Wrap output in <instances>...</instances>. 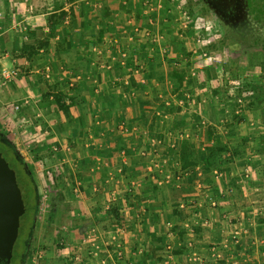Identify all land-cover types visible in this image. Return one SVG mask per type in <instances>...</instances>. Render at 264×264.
Masks as SVG:
<instances>
[{
	"label": "crops",
	"instance_id": "obj_1",
	"mask_svg": "<svg viewBox=\"0 0 264 264\" xmlns=\"http://www.w3.org/2000/svg\"><path fill=\"white\" fill-rule=\"evenodd\" d=\"M187 13L0 0V133L49 182L34 264H264V169L228 150L254 122L228 121Z\"/></svg>",
	"mask_w": 264,
	"mask_h": 264
},
{
	"label": "rangeland",
	"instance_id": "obj_2",
	"mask_svg": "<svg viewBox=\"0 0 264 264\" xmlns=\"http://www.w3.org/2000/svg\"><path fill=\"white\" fill-rule=\"evenodd\" d=\"M175 1L188 12L186 22L189 34H194L197 40L201 39L202 46L213 53L212 57L218 63L214 73L219 80L215 86L224 93L219 95V103L224 101L232 111L228 114V121L254 122L253 126L244 128L245 134L238 133L237 142L231 146V150L242 151V154L256 153L253 155L257 158L255 163H259L256 166L264 169V0ZM49 34L50 31L45 39H48ZM245 88L250 91H244ZM233 91L243 95L242 107L236 104V99H232ZM31 174L39 201L22 264L38 262L56 242L51 230L43 236L37 234L41 204L44 203L43 188L49 183L48 176L43 177L45 182L42 185L35 170H31ZM23 234L25 238L26 233L21 229L16 244ZM58 245L63 247L59 242Z\"/></svg>",
	"mask_w": 264,
	"mask_h": 264
},
{
	"label": "trees",
	"instance_id": "obj_3",
	"mask_svg": "<svg viewBox=\"0 0 264 264\" xmlns=\"http://www.w3.org/2000/svg\"><path fill=\"white\" fill-rule=\"evenodd\" d=\"M57 102L61 109L67 111L68 108L57 98ZM230 147H221L219 151H225ZM231 150V149H228ZM234 150L236 151L234 153ZM231 150V153L234 157L241 155L242 151H237L236 149ZM0 153L7 160L10 167L13 168L17 175V180L19 183V189L24 201L25 213L21 217L20 229H23V233H26L25 238L24 234L18 240L19 243L15 245L13 251V258L11 264H22L24 261V255L26 253V242L28 240L29 234L34 226L35 216L38 211V201L39 195L36 187V183L31 176V169L26 165L23 158L17 152L16 148L0 133ZM19 237V236H18ZM17 242V241H16Z\"/></svg>",
	"mask_w": 264,
	"mask_h": 264
},
{
	"label": "water",
	"instance_id": "obj_4",
	"mask_svg": "<svg viewBox=\"0 0 264 264\" xmlns=\"http://www.w3.org/2000/svg\"><path fill=\"white\" fill-rule=\"evenodd\" d=\"M24 213L16 172L0 153V264H11Z\"/></svg>",
	"mask_w": 264,
	"mask_h": 264
},
{
	"label": "built area",
	"instance_id": "obj_5",
	"mask_svg": "<svg viewBox=\"0 0 264 264\" xmlns=\"http://www.w3.org/2000/svg\"><path fill=\"white\" fill-rule=\"evenodd\" d=\"M187 16H188V15H187ZM187 16H186V18H188ZM199 42L201 43V39H199ZM243 90H244V91H245V90L250 91V89H246V88L243 89ZM231 97H232V99H236V102H237L236 104H237V105H239V106H241V107L243 106V102H244V100H243V99H244V98H243V95L241 96V95H239L238 93H236V91H233ZM195 264H197V263H195ZM199 264H208V263L201 262V263H199Z\"/></svg>",
	"mask_w": 264,
	"mask_h": 264
}]
</instances>
